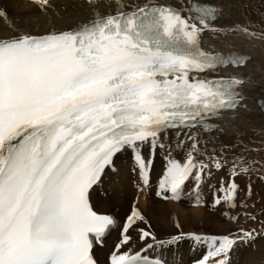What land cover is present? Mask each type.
Segmentation results:
<instances>
[{
  "label": "snow or ice",
  "instance_id": "1",
  "mask_svg": "<svg viewBox=\"0 0 264 264\" xmlns=\"http://www.w3.org/2000/svg\"><path fill=\"white\" fill-rule=\"evenodd\" d=\"M35 2L42 11L51 7L50 0ZM86 2L98 7L96 0ZM220 12L206 0L127 5L117 0L116 11L97 13L75 29L0 36V264H98L93 249L117 221L93 210L90 190L122 151L131 150L136 168L147 178L156 150L168 147L171 131L179 145L186 142L181 135L191 142L186 162L167 160L157 192L164 200L180 199L188 181L198 188L205 176L211 177L212 167H225L227 158L215 149L211 155L201 151L195 131H223L211 121L236 112L243 100L242 79L200 76L220 67H242L247 60L201 47L203 35L222 31L213 23ZM0 20L8 21L5 10ZM241 30L264 39V32L257 36L249 28ZM229 147L237 145H225L223 151ZM197 154L209 162L197 160ZM248 171L233 161L230 180L227 186L221 182L223 196L214 199V206H237L241 189L236 177ZM246 192L250 198L251 184ZM141 222L148 224L134 206L119 225L110 264H162L144 254L164 242L150 226L139 227ZM133 231L144 245L136 252ZM258 235L254 228H240L211 237L210 250L196 264H233V253ZM183 237L173 236L168 244Z\"/></svg>",
  "mask_w": 264,
  "mask_h": 264
},
{
  "label": "bare ground",
  "instance_id": "2",
  "mask_svg": "<svg viewBox=\"0 0 264 264\" xmlns=\"http://www.w3.org/2000/svg\"><path fill=\"white\" fill-rule=\"evenodd\" d=\"M98 7H93L86 0H50L51 7L42 11L35 0H0V10H5L8 21L0 20V36L11 35L14 32H27L36 35L53 31H67L79 25L90 22L97 13H109L117 10V0H96ZM143 3L144 0H120L121 5ZM172 3H182L183 0H169ZM221 9L214 25L220 32H208L202 37L201 47L214 53H246L248 60L242 67L218 69L217 72L201 73V78H213L218 75L236 76L244 81L239 86L243 97L241 106L236 112H226L216 118L219 129L223 131L205 132L196 129L201 141V151L211 155L213 149L217 156L230 155L240 161L247 158L264 140V39L248 36L241 29L249 28L257 33L264 32V0H206ZM38 34V35H40ZM238 116L237 119L232 117ZM179 139L186 142L181 146L175 131L169 133L165 141V150L157 149L153 157L147 178H142L131 150L122 151L116 157L112 167L105 169L100 182L93 186L90 201L94 210L110 215L117 221L105 236L103 244L93 249L94 257L101 264H110V255L120 239V224H123L135 206L148 221V215L157 212H170L178 217L180 231L156 234L152 224L139 223V227L148 228L163 241L162 246L154 247L144 254L166 259L170 264H196L210 250V238L221 237L233 233L240 224L235 208L227 204L215 205L214 199L223 193L218 189L216 176H205L197 188L196 182L190 180L185 185L180 199L169 198L167 202L159 198L160 182L164 177L169 158L181 163L186 162L191 150V142L181 135ZM225 145H237L233 150L223 151ZM144 155H149L147 146ZM201 156L196 159L201 161ZM170 197V193H168ZM199 201V203H198ZM111 209L112 214L107 211ZM231 220H226L231 214ZM238 218V217H237ZM199 229V230H198ZM184 234L178 243L168 244L176 235ZM134 246L132 251H140L144 245L139 241L138 233H132ZM200 236L201 241H196ZM261 241L245 245L241 251L233 253V264H264V238ZM151 242V241H149ZM158 247H162L157 250ZM173 247V248H171ZM127 250V249H125ZM97 254V255H96Z\"/></svg>",
  "mask_w": 264,
  "mask_h": 264
},
{
  "label": "rangeland",
  "instance_id": "3",
  "mask_svg": "<svg viewBox=\"0 0 264 264\" xmlns=\"http://www.w3.org/2000/svg\"><path fill=\"white\" fill-rule=\"evenodd\" d=\"M40 34V31L36 35ZM41 35V34H40ZM264 143V140H263ZM259 148H254L249 152H253L251 155H248L247 158L240 157V162L243 166L248 167L249 171L246 174H242L236 177V183L240 186V193L236 200V215L231 214L230 218L226 215V220L230 221L231 216L235 215L237 219H234L236 224H240L239 228L244 229H256L258 235L254 242L261 241L260 238H264V180L261 179L264 176V144L258 145ZM227 158L225 167L217 171L215 167H212V175L216 176V182L221 184L224 182V185L227 186L230 176H231V165L235 157L230 155H223ZM201 161L208 163L206 156H201ZM237 161V160H236ZM216 172V173H215ZM218 180V181H217ZM248 184L252 185V195L249 198L246 192V186ZM161 198V196L159 197ZM162 200H164L162 198ZM167 202L166 200H164ZM242 205H247L243 207ZM110 214L114 213L111 209H107ZM252 216H255V220L251 219ZM148 221L152 224L156 234L169 233L173 231H180L181 225L178 222V217L170 212H157L154 215H148ZM177 224L179 227H177ZM199 230V229H198ZM235 230L234 232H236ZM233 232V233H234ZM100 247V245H98ZM162 247H158L157 250H160ZM173 248V247H171ZM97 255V254H96ZM255 264V263H254Z\"/></svg>",
  "mask_w": 264,
  "mask_h": 264
}]
</instances>
